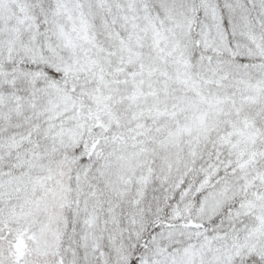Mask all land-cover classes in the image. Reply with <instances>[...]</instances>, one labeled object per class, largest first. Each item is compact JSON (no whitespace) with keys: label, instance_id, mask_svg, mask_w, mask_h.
Instances as JSON below:
<instances>
[{"label":"snow or ice","instance_id":"snow-or-ice-1","mask_svg":"<svg viewBox=\"0 0 264 264\" xmlns=\"http://www.w3.org/2000/svg\"><path fill=\"white\" fill-rule=\"evenodd\" d=\"M0 264H264V0H0Z\"/></svg>","mask_w":264,"mask_h":264}]
</instances>
